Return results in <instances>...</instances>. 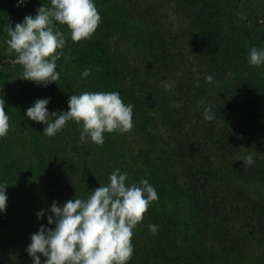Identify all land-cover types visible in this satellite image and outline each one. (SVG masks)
I'll use <instances>...</instances> for the list:
<instances>
[{
  "label": "trees",
  "instance_id": "obj_1",
  "mask_svg": "<svg viewBox=\"0 0 264 264\" xmlns=\"http://www.w3.org/2000/svg\"><path fill=\"white\" fill-rule=\"evenodd\" d=\"M166 1L172 2L177 19L189 26V44L182 40L173 27H166L161 21L155 3L145 7L131 0L130 25L133 29L130 33L133 39L140 38L142 41V61L154 58L157 65L159 63L161 69L167 72H180L189 68L187 72L190 75L175 85L172 93L160 94L156 102L149 105L143 101V95L152 90L158 91V86L146 80L141 82L139 78L145 73L136 74L132 70V103L124 99L125 95L121 97L123 102L133 105V118L141 116L140 124L144 129L146 144L137 149L140 166L131 170L129 178L137 183L141 178L148 179L160 197L173 195L188 206V211L199 217L200 222L194 223L195 226L179 216L173 221V225H181L184 232L182 243L180 241L174 246L180 249L183 257L189 256L191 264L194 259L202 264H243L253 252V242L264 239V200L253 198L243 184L264 182V149L260 157H254L255 163L252 165H229L220 159L235 155L252 142L264 147V75L258 70L244 67L240 53L242 48L237 50L233 46L236 44L234 37L228 36L225 31L227 4L230 0ZM235 1V8L238 9L245 0ZM35 6L26 5L22 8L33 10ZM262 26L264 24L257 21L254 27L260 29ZM190 58L199 65L198 73H203L200 79L192 77L195 71L191 70L194 64L190 63ZM105 61L101 63L98 60L95 62L96 67L102 66ZM105 65L116 76L122 71L113 62ZM101 70V73L104 72L101 84L115 90L118 84L111 81L106 69ZM233 70L240 72V75L229 86L211 95L209 91L214 90ZM209 75L213 78L211 81L206 78ZM203 96H208V100L200 109H196L195 103ZM145 109L159 113L162 120L160 133L154 132L149 126ZM206 110H209L208 114L213 119H205ZM82 130L81 123L79 134ZM105 138L108 137L105 135ZM111 142L98 145L87 140L81 147L85 157L89 154L97 156L98 161L94 164L97 163V168H107V176L113 168H119L120 163L116 153H113L117 161L110 166L112 169L105 166L104 159L100 157V154L111 156L110 150L118 144ZM123 146L120 145L121 148ZM79 163L82 171H85L86 160L79 159ZM230 166L234 168L230 170ZM169 176L174 178L172 184L167 183ZM94 180L96 186H100L108 183L109 177ZM87 183L85 181L84 185ZM67 187L69 190L66 195L72 196L77 187L71 181ZM87 196L88 191L79 185V197ZM151 206L142 221L159 227L155 234L149 227L142 228L149 236L153 235L151 241L154 239L150 245L149 239H144L147 257L154 260L160 257L171 259L167 250L174 240L167 241L162 237V226L168 227L170 221L163 218L164 214L160 210L150 212ZM0 222L3 227H12V219L7 211L0 212ZM191 226H194L193 230ZM212 233L222 249H218L220 253L210 256L205 243ZM184 242L189 244L184 245Z\"/></svg>",
  "mask_w": 264,
  "mask_h": 264
},
{
  "label": "rangeland",
  "instance_id": "obj_2",
  "mask_svg": "<svg viewBox=\"0 0 264 264\" xmlns=\"http://www.w3.org/2000/svg\"><path fill=\"white\" fill-rule=\"evenodd\" d=\"M135 1H137L136 5L145 7L155 3L157 5L156 13L161 17V21L166 24V27H173L182 40H186L189 44V26L186 22L177 19L172 2L166 0ZM34 4L36 6L33 10H28L22 8L24 6L17 7V0H0V98L4 97L5 111L10 116L8 134L0 137V183L8 185L6 190L8 202L5 211L12 219V227H3L0 222L2 225H0V264H32V258L26 251L27 245L31 242V235L39 230L41 224L52 227V225H48L47 215L43 219H38L36 212L50 209L53 201L63 203L68 198L79 197V185L84 187L89 195L92 190L99 187L96 186L95 178L109 177L106 174L107 168H97V163L94 164L98 161L97 156L89 154L85 157L79 134V124L81 125V123L70 120L55 136L48 137L42 133L45 127L42 122L33 121L26 116L27 108L37 99L51 97V103L48 105L50 112L68 110L69 97L84 91H117L121 96L125 95L124 99L130 102L132 88L130 79L133 72L136 74L145 73L146 76H141L140 81L145 82L146 80L149 84L154 83L158 86V91L152 90L143 95L145 98L143 101L152 105L160 94L172 93V88L180 82L182 83L190 75L187 72L189 68L180 72H173L174 70L167 72L161 69L159 63L157 65L154 58H146L142 61V41L140 38L139 40L133 39L130 33L133 29L130 25L131 0H95L101 22L89 38L73 41L67 26L55 22V27H59L66 36V46L62 50L63 55L57 60V71L60 72L58 81L44 87L34 81L25 80L21 78L23 67L14 62L16 53L8 50L4 40L7 38V29L10 24L14 27L16 23L23 20L25 15H35L38 6L44 4L51 7V0H28L27 2V6ZM236 4L235 0H230L227 4L225 31L228 36L234 37L235 40H233L236 44L233 46H236L237 50L242 48L240 53L244 67L258 70L260 74L264 75V64L253 66L248 60V52L251 47L264 48V26L260 29L254 27L257 21L264 24L263 0H245L238 8L239 10L235 8ZM252 28L256 29L252 30ZM98 60H101V63L104 60L107 61L102 66L96 67L95 62ZM109 62H113L114 66L121 67L122 71L119 76H116L111 68H106L105 64ZM191 62L194 64L191 70L195 71L192 77L200 79L203 73H198L199 65L192 58H190ZM87 68H91V74L88 77H83L81 74ZM101 68L106 69L111 81L118 84L117 90L108 89V85L101 84L104 73L100 72ZM239 75L240 72L233 70L214 90L209 91L210 94H217L219 90L229 86ZM165 84L171 86L165 87ZM207 100L208 96L201 97L194 107L200 109ZM145 110L148 113L149 126L154 132L160 133L162 120L159 113L154 110L149 112L147 109ZM140 117L132 118V127L125 131L126 133L116 131L104 134L108 137L105 138L104 143L115 141L118 144H115V147L110 150L111 156L100 154V157L104 159V165L108 168L116 163L117 160L114 156L118 155V159L120 158L118 167L122 171L128 172V180L132 182L135 181L129 178L131 170L140 166L137 161V159L140 160L137 149L146 144ZM121 144L124 145L123 148L120 147ZM122 149L123 151L119 154ZM262 149L264 147H261L259 143L252 142L250 145L243 146L235 155L220 160L229 165L243 163V158L248 154H252L255 158L260 157V154L263 153ZM79 159L86 160L85 171H82ZM169 178L171 180L168 179L167 183L172 184L174 178L171 176ZM70 181L77 187L72 196L66 195ZM85 181H88L86 186L84 185ZM243 184L253 198L264 200L263 181L243 182ZM152 203L153 206H151ZM152 203L149 205L152 208L150 212L160 210L164 214L163 218L170 221L168 227L162 226V237L167 241L174 240L173 245L168 246L167 250L172 258L148 259L147 245L144 239H149L148 245L154 239L151 241L153 235L149 236L145 231L143 232L142 228H147L148 222L141 221L138 223L140 226L137 225L133 230L134 253L128 264H191L189 256L183 257L180 249L174 246V244H180V241L182 243L184 232L182 226L173 225V221L179 216L188 219L189 223L195 226L194 223L200 222L199 217L188 211V206L184 202L176 200L173 195L163 197L158 195V199ZM48 214L51 213L48 212ZM194 226H191L192 230ZM142 232L143 234H141ZM213 236L212 233L210 237H207L205 243V249L208 250L210 256L216 252L220 253L218 249H222ZM186 243L184 242V245ZM251 246L253 252L251 251L250 256L243 261V264H264V239L254 241ZM40 255L42 261L46 259L42 254ZM194 260L192 264H202L196 259Z\"/></svg>",
  "mask_w": 264,
  "mask_h": 264
},
{
  "label": "clouds",
  "instance_id": "obj_3",
  "mask_svg": "<svg viewBox=\"0 0 264 264\" xmlns=\"http://www.w3.org/2000/svg\"><path fill=\"white\" fill-rule=\"evenodd\" d=\"M28 0H17V7ZM55 22L66 25L73 41L89 38L101 22L95 0H51V7L38 6L36 14H27L21 22L7 29L4 43L15 52V63L23 67L21 78L44 87L57 82V60L63 55L66 36ZM253 66L264 64V48L253 46L248 52ZM91 68L82 72L91 74ZM209 81L211 75L206 77ZM165 84V87H170ZM51 97L37 99L26 110V116L45 127L43 135L55 136L68 121L82 123L81 143L91 140L102 145L105 133H121L132 127L133 105L125 103L117 91L72 94L68 110L51 111ZM6 101L0 98V137L8 134L10 116L5 111ZM205 111V119L213 116ZM255 163L254 156L243 158L244 165ZM128 172L115 168L109 182L100 184L87 198L75 197L66 202L53 201L48 210L36 212L38 219L47 215L48 225L41 224L30 237L26 251L32 264H128L134 253L133 230L143 220L150 203L158 199L157 191L146 178L139 182L128 180ZM5 183H0V212L7 207ZM50 212L51 214H48ZM155 234L158 225L149 224ZM45 257L42 261L41 255Z\"/></svg>",
  "mask_w": 264,
  "mask_h": 264
}]
</instances>
